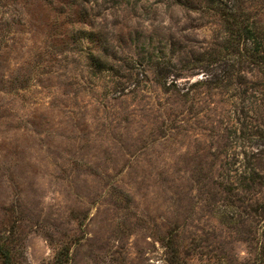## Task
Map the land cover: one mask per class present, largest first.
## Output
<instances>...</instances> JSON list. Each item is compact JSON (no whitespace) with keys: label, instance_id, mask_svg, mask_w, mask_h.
<instances>
[{"label":"rangeland","instance_id":"374dc122","mask_svg":"<svg viewBox=\"0 0 264 264\" xmlns=\"http://www.w3.org/2000/svg\"><path fill=\"white\" fill-rule=\"evenodd\" d=\"M255 52L264 0H0L10 264H264Z\"/></svg>","mask_w":264,"mask_h":264},{"label":"trees","instance_id":"16d2710c","mask_svg":"<svg viewBox=\"0 0 264 264\" xmlns=\"http://www.w3.org/2000/svg\"><path fill=\"white\" fill-rule=\"evenodd\" d=\"M230 17L231 16L229 15V17H227L226 20L228 21L230 19ZM234 24H235L234 22L229 23V29H231L232 25H234ZM236 27L239 29V31L242 30L241 33H242V35H244V37L245 36L249 37L248 35H251V34H249L250 32L248 31V28H245L246 27L245 24H243L239 27V24L236 23ZM255 54H257V52H255ZM255 60L263 63L264 62V55L257 54V57L255 58ZM0 256L2 258V264H10L9 252L5 248H3L2 246H0Z\"/></svg>","mask_w":264,"mask_h":264}]
</instances>
